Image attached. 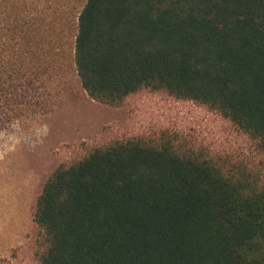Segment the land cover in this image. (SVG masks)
Here are the masks:
<instances>
[{
  "label": "trees",
  "instance_id": "obj_1",
  "mask_svg": "<svg viewBox=\"0 0 264 264\" xmlns=\"http://www.w3.org/2000/svg\"><path fill=\"white\" fill-rule=\"evenodd\" d=\"M26 4L0 0V102L41 34ZM75 30L92 98L164 91L219 111L264 151V0H82ZM34 219L37 264H264V185L169 132L60 164Z\"/></svg>",
  "mask_w": 264,
  "mask_h": 264
},
{
  "label": "rangeland",
  "instance_id": "obj_2",
  "mask_svg": "<svg viewBox=\"0 0 264 264\" xmlns=\"http://www.w3.org/2000/svg\"><path fill=\"white\" fill-rule=\"evenodd\" d=\"M39 17L30 51L17 56L18 86L0 102V264H37L44 230L34 219L39 195L62 163L99 145L162 132L264 185L259 142L219 111L164 91H141L119 105L92 98L74 64L82 0H26ZM20 78V79H19Z\"/></svg>",
  "mask_w": 264,
  "mask_h": 264
}]
</instances>
